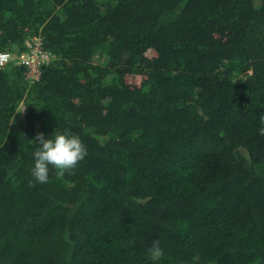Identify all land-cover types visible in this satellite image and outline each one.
Masks as SVG:
<instances>
[{
    "label": "trees",
    "instance_id": "1",
    "mask_svg": "<svg viewBox=\"0 0 264 264\" xmlns=\"http://www.w3.org/2000/svg\"><path fill=\"white\" fill-rule=\"evenodd\" d=\"M32 36L38 80L0 68V264H264V0H0V53ZM65 130L87 156L41 184Z\"/></svg>",
    "mask_w": 264,
    "mask_h": 264
},
{
    "label": "clouds",
    "instance_id": "2",
    "mask_svg": "<svg viewBox=\"0 0 264 264\" xmlns=\"http://www.w3.org/2000/svg\"><path fill=\"white\" fill-rule=\"evenodd\" d=\"M264 123V116L261 117ZM259 134L264 136V127L259 129ZM38 147L33 152L34 168L32 175L41 184L47 183L51 166L59 170V174L71 172L87 156L86 147L80 138L65 130L55 132L53 138H45L43 133L38 134L33 141ZM31 186H35L34 184ZM163 255V249L159 241H154L150 249L152 259H159Z\"/></svg>",
    "mask_w": 264,
    "mask_h": 264
},
{
    "label": "built area",
    "instance_id": "3",
    "mask_svg": "<svg viewBox=\"0 0 264 264\" xmlns=\"http://www.w3.org/2000/svg\"><path fill=\"white\" fill-rule=\"evenodd\" d=\"M26 52L20 54L0 53V68L5 67L9 62L13 65L21 66L26 69V79L30 75L38 80L40 68L52 60V56L43 49L42 40L39 36H32L25 40Z\"/></svg>",
    "mask_w": 264,
    "mask_h": 264
},
{
    "label": "rangeland",
    "instance_id": "4",
    "mask_svg": "<svg viewBox=\"0 0 264 264\" xmlns=\"http://www.w3.org/2000/svg\"><path fill=\"white\" fill-rule=\"evenodd\" d=\"M28 78H29L28 79L29 82H32L33 79H35V77H33V76L30 77V75L28 76ZM15 123L18 124V125H23L24 124V120H23L21 112H17V114L14 116V118L12 120V124H15Z\"/></svg>",
    "mask_w": 264,
    "mask_h": 264
}]
</instances>
